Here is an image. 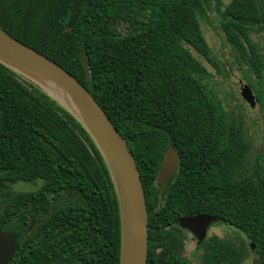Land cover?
Wrapping results in <instances>:
<instances>
[{
    "label": "trees",
    "instance_id": "trees-1",
    "mask_svg": "<svg viewBox=\"0 0 264 264\" xmlns=\"http://www.w3.org/2000/svg\"><path fill=\"white\" fill-rule=\"evenodd\" d=\"M212 7L262 80L250 32L264 31V0H0V29L74 76L125 138L148 207L147 264H188L175 254L179 224L197 215L225 220L248 241L230 258L228 245L210 241L205 264H243L250 253L264 264V161L248 165L245 122L210 88L202 62L219 69L201 25ZM169 150L179 169L164 190ZM37 181L36 192L13 191ZM0 199V231L19 235L10 264H120L119 201L98 147L57 100L1 63Z\"/></svg>",
    "mask_w": 264,
    "mask_h": 264
},
{
    "label": "water",
    "instance_id": "water-1",
    "mask_svg": "<svg viewBox=\"0 0 264 264\" xmlns=\"http://www.w3.org/2000/svg\"><path fill=\"white\" fill-rule=\"evenodd\" d=\"M0 63L46 91L87 130L102 154L115 184L121 215L120 264H147L148 207L141 174L125 140L103 108L74 76L34 49L0 29ZM242 98L255 106L250 88ZM179 156L169 150L163 159L159 184L169 190L177 177ZM221 223L209 215L183 219L180 227L203 239L210 227ZM19 235L0 231V264H10L18 250ZM255 250V248L253 247Z\"/></svg>",
    "mask_w": 264,
    "mask_h": 264
},
{
    "label": "rangeland",
    "instance_id": "rangeland-1",
    "mask_svg": "<svg viewBox=\"0 0 264 264\" xmlns=\"http://www.w3.org/2000/svg\"><path fill=\"white\" fill-rule=\"evenodd\" d=\"M223 2L229 5L231 0H223ZM210 12V24L201 21V25L204 35L219 61V69L215 70L207 61L203 60L202 62L213 76V78L208 80L210 88L218 93L232 116L238 117L245 122L246 137L253 146L247 163L252 166L257 159L262 158L264 161V67H262L263 79L260 80L250 65L249 58H251V55L242 56L226 42L224 35L219 29L222 21L221 16L216 13L214 7H212ZM250 37L258 47L260 58L264 63V31L253 30L250 32ZM243 86H250L254 96L258 99V104L254 107L241 100V87ZM42 184L41 181L32 184L20 182L13 185V191L15 193L36 192L41 188ZM3 205L4 202L0 199V210ZM211 234L232 238L237 243L247 242L243 234L233 229L214 230ZM195 249V242L193 240L189 241L185 256L187 258L194 256L196 253ZM256 261L257 257L251 255L244 264H255Z\"/></svg>",
    "mask_w": 264,
    "mask_h": 264
},
{
    "label": "flooded vegetation",
    "instance_id": "flooded-vegetation-1",
    "mask_svg": "<svg viewBox=\"0 0 264 264\" xmlns=\"http://www.w3.org/2000/svg\"><path fill=\"white\" fill-rule=\"evenodd\" d=\"M251 38V37H250ZM252 40V39H251ZM255 44V43H254ZM260 56V55H259ZM250 88L253 96H254V93L252 91V88L250 86H243L241 87V100L244 101V103L246 104H249L247 103L243 98H242V89L243 88ZM255 97V96H254ZM255 100H256V103L255 105L258 104V99L255 97ZM249 106L252 107V105L249 104ZM210 216V215H209ZM212 217H215V216H212ZM217 219H220L221 220V223L219 224H215L213 225L212 227L209 228V230L207 231V234L204 236L203 239H199L197 238L196 236H194L190 231H187L185 229H182L181 227V233L179 234L180 235V242H181V250H177L175 252V254L177 255V257L182 261H185L187 262L188 264H205V260H206V254H207V245L209 244L210 241L212 240H216L218 243L222 244L223 246L224 245H228L229 248H231L232 250H228V255H229V258L234 256V247L236 244H240V243H237L235 242V240H233L232 238H229V237H220L219 235H212L211 232L214 231V230H219V229H224V228H227V229H233L234 231H238L239 233L243 234L240 230H238L236 227H234L233 225L227 223L225 220L221 219V218H218V217H215ZM168 231V229L166 230ZM244 235V234H243ZM245 236V235H244ZM246 238V237H245ZM171 239V238H169ZM247 239V238H246ZM195 242L196 244V253L194 256H189L187 258V256H185V253H186V248H187V244L189 243V241H192ZM19 241V240H18ZM248 242V241H247ZM245 242V243H247ZM162 241L160 238H154L153 239V244H154V247L156 248V253H159L161 251L160 249V245H161ZM173 246V245H172ZM176 246H174L175 248ZM252 250L253 252H255V250L253 249V246H252ZM224 251V250H223ZM198 254H199V258H198ZM253 255V253L248 256V258ZM253 256H256V254L254 253ZM257 257V256H256ZM246 258V260L248 259ZM194 260V261H193ZM245 260V261H246ZM244 261V263H245ZM243 263V264H244ZM255 264H257V261L255 262Z\"/></svg>",
    "mask_w": 264,
    "mask_h": 264
}]
</instances>
